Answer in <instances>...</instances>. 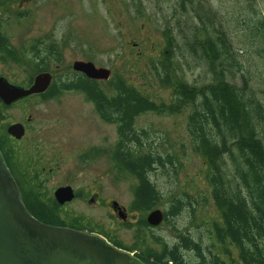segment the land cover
I'll return each instance as SVG.
<instances>
[{
  "label": "rangeland",
  "instance_id": "1",
  "mask_svg": "<svg viewBox=\"0 0 264 264\" xmlns=\"http://www.w3.org/2000/svg\"><path fill=\"white\" fill-rule=\"evenodd\" d=\"M250 1L257 4L264 15V0H24L19 4L0 0V18L9 20L8 32L17 44L23 43L28 55L34 45L42 48L52 42L59 44L61 63L48 60L49 71L56 78L67 79L74 75L75 60H90L97 66L110 68L112 75L123 77L155 101L169 102L173 91L158 82L150 61L162 57L169 34L175 37V61L181 66L180 73L185 80L194 85L213 81V73L199 48L196 52L190 48L191 42L204 38L205 27L212 28L207 21L204 25L199 14L209 13L215 27L230 30L236 49L242 51L239 54L250 56L247 65L254 74L258 55L255 47L242 40ZM16 14L21 17L16 18ZM25 65L27 73L24 74L29 76L31 66ZM3 69L7 75L21 71L13 62ZM255 79L254 87L264 94L261 76ZM102 85L106 87V81ZM25 107L26 110L21 106L6 110L7 121L13 115L33 116L26 138L14 146L24 179L43 181V192L52 197L57 187L71 185L81 196L64 204L61 215H80L85 222L104 228L124 246L133 247L140 239L136 221L146 218L148 213L130 212L134 181L116 179V169L107 153L117 140L116 125L103 121L93 104L76 91H66L53 100H42L34 95ZM189 110L175 115L148 112L136 120L137 128L150 129L151 140L161 139L162 150L177 154L182 163L177 176L171 169L166 172L163 168L152 173L157 189L165 195L158 208L166 207L170 196L184 192L197 198L208 197L205 204L200 200L194 216L185 210L173 222L163 221L155 228L144 229L141 238H146L145 244L155 248L161 245L154 241L152 233L170 242L178 238L179 231L195 239L201 237L203 245H210L214 239L208 230L214 220H221L206 178V162L190 148ZM92 147L102 148L105 153L96 159H81ZM92 197L99 202H89ZM110 200L127 208L131 215L129 221L133 223L131 227L123 226L121 218L112 213ZM209 247L225 258L219 244ZM132 249L140 252L137 247ZM209 252L206 250L208 258L211 257ZM190 257L192 262L198 259L194 253ZM207 264L213 263L209 260Z\"/></svg>",
  "mask_w": 264,
  "mask_h": 264
},
{
  "label": "trees",
  "instance_id": "2",
  "mask_svg": "<svg viewBox=\"0 0 264 264\" xmlns=\"http://www.w3.org/2000/svg\"><path fill=\"white\" fill-rule=\"evenodd\" d=\"M248 6L242 40L255 47L258 58L254 74L260 75L264 82V15L257 4L250 1ZM199 17L205 26L207 21L212 28L205 27L204 38L191 42L190 48L195 52L199 48L208 63L213 73L210 83L194 85L185 80L180 73L181 66L175 61V37L169 34L162 57L150 60L158 82L173 91L169 102L155 101L119 75H113L103 87V81L79 72L67 79H54L42 97L59 98L66 91L79 92L93 104L103 121L116 125L117 140L107 153L116 169V179L134 181L129 210L138 214L158 208L165 197L152 180V173L163 168L166 172L171 169L177 176L182 163L177 154L162 150L161 139L151 140L150 129L137 128L136 120L148 112L175 115L190 108L187 115L190 148L206 162L210 193L221 214V220H214L208 230L214 239L210 245L219 244L225 258L212 252L210 245H203L201 237L195 239L182 231L170 242L152 233L161 247L146 245V238H141L140 233L151 226L145 217L136 221L137 237L144 246L137 239L133 247L124 246L104 228L85 222L80 215L63 217L62 205L43 192V181L25 180L15 149L0 141V149L18 182L22 199L37 219L97 232L129 251L137 247L140 252L135 254L147 264H207L209 260L213 264H264V94L254 87L256 79L247 65L250 56L239 54L242 51L236 49L230 30L215 27L209 13ZM49 59L61 63L59 44L52 42L42 48L34 45L29 55L25 48L17 61L31 66V81L37 73L49 70ZM103 153L102 148L92 147L81 159H96ZM200 200L205 204L208 197L197 198L188 192L170 196L163 208L164 221L173 222L185 210L194 216ZM132 224L122 221L125 227ZM206 250L210 251V258ZM191 253L198 257L195 262L191 261Z\"/></svg>",
  "mask_w": 264,
  "mask_h": 264
},
{
  "label": "water",
  "instance_id": "3",
  "mask_svg": "<svg viewBox=\"0 0 264 264\" xmlns=\"http://www.w3.org/2000/svg\"><path fill=\"white\" fill-rule=\"evenodd\" d=\"M73 69L95 80H109L112 70L97 66L90 60H75ZM53 80L49 71L38 73L28 86L13 85L0 78V98L7 104L32 94L47 91ZM9 133L21 138L22 124L11 125ZM76 196L71 185L54 191L56 201L63 205ZM92 197L89 202H93ZM111 207L117 215L127 219L124 206L116 200ZM163 210H152L147 222L159 225ZM0 264H146L134 253L119 248L104 236L70 226L52 225L37 219L26 207L19 185L0 149Z\"/></svg>",
  "mask_w": 264,
  "mask_h": 264
},
{
  "label": "flooded vegetation",
  "instance_id": "4",
  "mask_svg": "<svg viewBox=\"0 0 264 264\" xmlns=\"http://www.w3.org/2000/svg\"><path fill=\"white\" fill-rule=\"evenodd\" d=\"M14 3H23L24 0H12ZM21 17L19 14H16V18ZM17 20V19H16ZM9 20L5 18H0V78L3 77L5 81H7L10 84L18 85V86H24L27 87L33 83L34 76L31 81H29V76L25 75L24 73H27L26 65L23 64V62L19 63L17 59H19L22 56V51L25 49V46L22 42H15L11 36V34L8 32L6 26L8 25ZM11 62L15 63L16 66L19 67V73L15 72L13 75L8 74L3 69V66L10 64ZM60 77V76H59ZM56 76H54V79ZM58 78V77H57ZM64 79L63 77H61ZM39 97L42 100H53L55 98H48L43 99L42 94H32L26 97H21L10 104H7L3 101V99L0 98V141L4 143L5 146L13 147L24 141L26 138L30 128L31 124L33 122V116L27 115L25 116H15L13 115L9 121H7L8 115L6 114V110L16 108V107H24L23 110H26L25 105L27 106V100L31 97ZM15 124H22L25 129V133L21 138H17L15 135L9 133L8 129L11 125ZM98 195V194H97ZM78 198V196H76ZM111 201V200H110ZM94 202L98 203L99 200H96L94 197ZM128 212V211H127ZM112 213L117 216L116 212L113 211ZM131 218L130 213L128 212V216L126 219V222H128ZM132 218H135V216L132 215Z\"/></svg>",
  "mask_w": 264,
  "mask_h": 264
}]
</instances>
